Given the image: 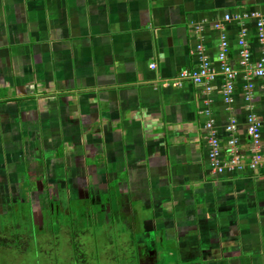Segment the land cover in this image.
<instances>
[{
    "label": "crops",
    "instance_id": "1",
    "mask_svg": "<svg viewBox=\"0 0 264 264\" xmlns=\"http://www.w3.org/2000/svg\"><path fill=\"white\" fill-rule=\"evenodd\" d=\"M254 12L264 22V0H0L2 212L13 201L32 211L44 188L66 198L68 188H111L139 240L166 224L155 233L195 264H264V165L214 176L206 138L213 121L223 155L236 137L248 162L254 113L264 149ZM223 35L238 72L232 103ZM200 45L217 73L213 89L174 85L200 67Z\"/></svg>",
    "mask_w": 264,
    "mask_h": 264
},
{
    "label": "rangeland",
    "instance_id": "2",
    "mask_svg": "<svg viewBox=\"0 0 264 264\" xmlns=\"http://www.w3.org/2000/svg\"><path fill=\"white\" fill-rule=\"evenodd\" d=\"M44 189L46 191L42 192L41 199H39V202H36L35 208H33L32 211L30 207L28 209L30 210V213L32 212L33 214L34 224L40 223L43 226L45 225L47 230L50 228L52 223L51 215L46 214V209H48L50 206V200L58 202V197L61 196L64 198V207L70 206V203L68 202V204H66L67 198L65 197L64 189L63 191L57 190L56 188ZM103 189L106 192L108 191V188ZM100 191L101 188H68L67 194L68 196L72 194V196L82 199L84 197H88L92 193L93 195H91V197L93 200H90V202H97L99 198L96 194H98ZM69 200H71V195ZM117 200L119 201V198H117ZM53 201L51 206L53 205ZM83 202L89 205L88 200H84ZM77 203L78 202L71 203V206L76 209L78 208ZM27 205V203L21 201H19L17 204L13 201V204L11 203V207L8 205L6 210H4L2 214L0 213V216L2 217L0 218V264H73L71 256L77 254L69 244H66L65 238L67 236H64L65 233L61 231L62 226L59 225L55 235L49 233L48 236L39 232H36L35 234L34 232L36 226L33 225L29 219L30 216L28 209L26 208V211L20 210L22 207L24 208ZM92 206L94 207L92 210V215L95 219V226L93 228H89V230L92 233H97L98 242H96L93 238H89L85 242V246H82V250H86L84 252L85 258L88 260L86 263L127 264L129 257L131 258L137 252L134 250L131 243L134 242L135 247L138 248L136 238L139 237V234H133L134 232L132 229H126L124 232L120 230L117 232L106 233L105 230H107V228L111 225V221L108 219V216L110 215L108 209L105 206L102 211L97 212L96 210L99 205H97V207L91 205V209ZM12 207L13 209L16 208L18 212L11 210ZM18 207L21 208L18 209ZM1 211H3V209H0V212ZM79 212L80 210H74L69 214L64 229L67 228V222L79 217ZM135 213L139 214V211H136ZM23 215H27L28 217H23ZM58 216L62 217V212H60ZM111 217H120L123 219L122 222L124 220H129L128 218H124L122 216V212L120 214H116L114 213V210ZM128 227H131V225H128ZM140 229H145L144 225H141ZM69 230L70 228H68L67 232H69ZM158 235L161 237V240L157 238L159 248L162 249L163 252H171V255L164 257V263L174 261L175 259L172 254H175L174 252L178 251L177 247H175V242H173L174 240L165 239L161 232H159ZM52 236L54 238H52ZM58 236L60 240H56ZM75 238H77L76 240L80 244L83 243L82 240H78L77 235ZM53 240L56 241L53 242Z\"/></svg>",
    "mask_w": 264,
    "mask_h": 264
},
{
    "label": "built area",
    "instance_id": "3",
    "mask_svg": "<svg viewBox=\"0 0 264 264\" xmlns=\"http://www.w3.org/2000/svg\"><path fill=\"white\" fill-rule=\"evenodd\" d=\"M255 17H259L258 12L252 13ZM226 18L229 20L230 16L227 15ZM260 16L258 20V28L260 39L264 40V22L261 21ZM218 27H221L220 24H217ZM240 44L244 47L242 55L246 61L250 60V52L247 48V43L245 38L240 39ZM264 42V41H263ZM229 52V41L226 35L222 36V42L220 45L219 60L221 62V69L225 74V86L223 92L228 103L233 102V91L234 84L238 77V72L234 69L227 60V55ZM198 53L201 60V65L197 69L193 70H183L180 72L177 80L174 82V85H182L185 81H191L195 84L203 86L207 91L213 89V81L215 80L217 73L212 68V64L209 58L205 55V49L202 45L198 46ZM155 67V65H152ZM254 75L260 77L264 81V55L260 58L255 66ZM253 88V84L248 85L249 94L247 99L251 98L250 89ZM214 122L209 121L207 123L208 134L206 136L207 143L209 146V159L212 164V173L214 176L225 173L226 171L234 170H243L248 166L253 170H257L264 165V149L262 147L263 143V124L258 119V117L251 113L248 115V133L252 138L253 147L252 155L248 162L244 160V156L241 154L238 140L236 137H232L229 140V144L226 147L227 157L223 155V147L221 139L218 135V132L214 128ZM228 131L234 132L236 129V120L232 119L230 124L227 127ZM232 134V133H231Z\"/></svg>",
    "mask_w": 264,
    "mask_h": 264
},
{
    "label": "flooded vegetation",
    "instance_id": "4",
    "mask_svg": "<svg viewBox=\"0 0 264 264\" xmlns=\"http://www.w3.org/2000/svg\"><path fill=\"white\" fill-rule=\"evenodd\" d=\"M57 190H59V189H57ZM97 191H99V190H97ZM91 195H93V194L91 193L88 197H84L82 199H80L78 197H76V199H72V196H71V200L78 202L77 203L78 208H76V209L73 206H71V204H70V206L64 207V198H62L61 196L58 197L59 198L58 202H54L52 200L53 201L52 206H51L52 201L50 200V203H49L50 206L48 207V209H46V214L51 215V219H52L51 226L49 229L46 230L45 225L43 226L39 223L36 225V227H35L36 229H35L34 233L36 234V232H39L41 234H46L48 236H49V233L55 235L57 229L59 228V225H61L62 226L61 231L65 233L64 236H67L65 238L66 244H69L72 247V249L75 250L77 255L82 256L85 252L82 250V248H83L82 246L85 244V242L89 238H93L96 242H98L97 233H92L89 230V228H93L95 226V219H94V216L92 215V210L94 209V207L92 206V209H91V205H94L96 207H97V205H99V207L96 210L97 212L102 211V209L105 206L108 209V212L110 214L108 216V219H109V221H111L110 224L113 226L110 225L107 228V230H105L106 233L117 232L120 230H122V232H124V230H126V229H134L136 227L135 224H128L125 220L122 222L123 219L120 218L121 216L117 217L119 220L115 217H111L113 210H114V213H116V214H120L122 212L121 205H119V202L117 200V196L115 195V197H113V190H111V188H108L107 192L103 188H101V191L98 194H96V195H98V198H99V200L97 202H90V200H93ZM69 198L70 197L67 196V200H69ZM84 200H88L89 205L84 203L83 202ZM66 204H68V201H66ZM111 208H113V209H111ZM20 210H23V208H21ZM74 210H80L79 217L77 219L70 220L69 222H67V228L64 229V226L66 225V221L69 217V214L71 212H73ZM57 211H58V213H57ZM60 212H62V217L58 216V214ZM28 213H29V215L30 214L32 215V212L30 213L29 209H28ZM84 215H86V216H84ZM0 218H2V217L0 216ZM137 223H138V221H137ZM128 225H131V227H128ZM165 226H166V224H163V225L156 224L153 227L154 234H151V235L149 234L147 239L144 240L142 238V240H139L140 237H139V239L136 238L138 248L135 247L134 242L131 244H132L134 250L137 252L131 258L129 257L127 264H195V263H193L195 261H193L192 258L186 257V253L181 252L179 249H177L178 250L177 252H174L175 254H172V256L175 259L174 261L164 263V261H163L164 257L171 255L170 254L171 252H163L162 249L159 248V243H158L157 238H159V240H161V237H159L158 232H157V234L155 233V229L162 230ZM68 228H70L69 232H67ZM95 230H96V228H95ZM133 234H135V233H133ZM76 235L78 236L79 241H81V240L83 241L82 244H80L76 240L77 239V238H75ZM53 236H52V238H54ZM164 238L167 239L168 238L167 235H164ZM58 239L60 240L59 236L57 237L56 240H58ZM49 240H52V239H49ZM56 240H53V242ZM75 244H79L77 246V248L75 247L76 246ZM140 246L143 247L145 250L142 248L140 250L139 249ZM177 246H179V245L175 244V247H177ZM160 252H161V254H160ZM73 256H75V255H73ZM73 256H71L72 260H73ZM126 257H128V256H126Z\"/></svg>",
    "mask_w": 264,
    "mask_h": 264
},
{
    "label": "trees",
    "instance_id": "5",
    "mask_svg": "<svg viewBox=\"0 0 264 264\" xmlns=\"http://www.w3.org/2000/svg\"><path fill=\"white\" fill-rule=\"evenodd\" d=\"M84 216H86V215H84ZM75 245H76L75 247L77 248V246L79 244H75ZM83 246H85V244ZM86 262H88V260L85 258V254H83L82 256H80V255L73 256V264H85ZM86 264H88V263H86Z\"/></svg>",
    "mask_w": 264,
    "mask_h": 264
}]
</instances>
